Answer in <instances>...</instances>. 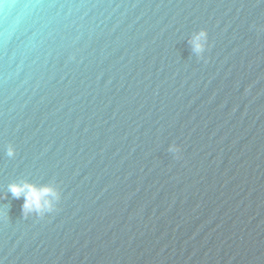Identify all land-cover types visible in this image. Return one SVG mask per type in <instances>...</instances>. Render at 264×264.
<instances>
[{
    "label": "water",
    "instance_id": "obj_1",
    "mask_svg": "<svg viewBox=\"0 0 264 264\" xmlns=\"http://www.w3.org/2000/svg\"><path fill=\"white\" fill-rule=\"evenodd\" d=\"M0 206V264H264V2L0 0Z\"/></svg>",
    "mask_w": 264,
    "mask_h": 264
},
{
    "label": "clouds",
    "instance_id": "obj_2",
    "mask_svg": "<svg viewBox=\"0 0 264 264\" xmlns=\"http://www.w3.org/2000/svg\"><path fill=\"white\" fill-rule=\"evenodd\" d=\"M259 2H264V0H259ZM189 42L196 56L202 58L209 47L207 28H200L194 31L189 36ZM168 151L179 158L182 154V147L181 145L172 143L169 145ZM6 155L8 157L16 155V147L14 144H8ZM8 191L15 198H24L22 210L25 217L33 213L44 216L46 213L53 212L57 209L62 199V190L55 181L38 184L35 181L22 179L10 183L8 185ZM3 214L4 209L0 206V215Z\"/></svg>",
    "mask_w": 264,
    "mask_h": 264
}]
</instances>
